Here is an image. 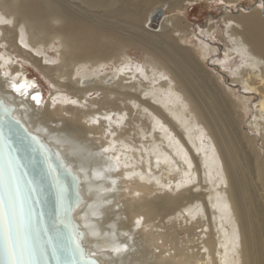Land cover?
Here are the masks:
<instances>
[{"label": "bare ground", "instance_id": "obj_1", "mask_svg": "<svg viewBox=\"0 0 264 264\" xmlns=\"http://www.w3.org/2000/svg\"><path fill=\"white\" fill-rule=\"evenodd\" d=\"M202 1L0 0V93L79 163L80 216L109 264H264V157L243 128L248 99L208 70L213 49L191 43L179 13ZM223 21L225 57L242 60L232 81L259 97L264 146V9ZM17 55L50 79L47 100Z\"/></svg>", "mask_w": 264, "mask_h": 264}, {"label": "water", "instance_id": "obj_2", "mask_svg": "<svg viewBox=\"0 0 264 264\" xmlns=\"http://www.w3.org/2000/svg\"><path fill=\"white\" fill-rule=\"evenodd\" d=\"M165 15L159 7L153 18ZM18 95L27 87H12ZM9 121H13L9 130ZM0 128L19 162V182L24 207L18 227L25 241L24 255H16L3 245L5 226L0 222V264L26 259L34 264H109L94 253L80 213L86 206L87 187L79 163L69 156L68 146L56 144L33 130L23 110L0 93ZM7 207V203L5 205ZM8 226L15 241L17 222L8 215Z\"/></svg>", "mask_w": 264, "mask_h": 264}, {"label": "rangeland", "instance_id": "obj_3", "mask_svg": "<svg viewBox=\"0 0 264 264\" xmlns=\"http://www.w3.org/2000/svg\"><path fill=\"white\" fill-rule=\"evenodd\" d=\"M262 3H264V0H240L237 3H232L230 6H227V3H225L224 1L221 2V0H203L202 2H192L190 4L188 3L186 5V8L179 13L186 16L187 22L193 30V34L191 35V43H193L194 46H197V44L201 42L207 43L209 47L213 49L206 57V59H204V64L206 65L208 70H210L214 74V76L217 74L219 80L223 82L225 86L235 92L236 98L243 97L248 99L249 103L247 104H249V107H247L246 110L243 109V111L245 112V116L242 118L243 128L245 130L248 129L247 131L249 135H251V137L255 139V144L258 145L259 149L261 147V155L262 157H264V146L262 145L261 141V127L259 126L258 121H256L258 118L255 114L258 110V108L255 109V107H257L258 105L259 97L253 91L249 89L246 90L245 84L238 81H232V79L234 78V71L237 69L238 65L241 64L242 60L239 55L225 57V48H230V43L228 40L225 22L223 21L224 15L227 12H231L234 14L239 13L241 10L248 12L256 7H260ZM156 7H161L164 10L165 15L170 14L168 10H166V6L164 4L158 5ZM165 15H163V17ZM211 24L217 25L213 29V31L209 32L208 28ZM187 42L186 44H188ZM47 52L50 55H54V51L51 48L47 49ZM198 54L200 57H202L200 49L198 51ZM130 55L133 60L140 62H143L145 56L141 50H132L130 51ZM17 59L18 63H23L27 68L28 77L35 80L39 84L44 93V98L45 100H47L52 93V83L50 79L46 75H44V73L40 69L36 68L32 64H25L26 59L24 57L17 55ZM111 68L112 64L109 63L107 69L110 71ZM169 76L173 78L172 75L169 74ZM95 93L91 94L90 96L96 97L97 93ZM205 136L210 140V135L208 133H205ZM97 148L98 146L95 149ZM98 181H100V179L97 180V182ZM127 186H131V183L128 182ZM125 188H123V191L128 189V187ZM106 192L107 191H105V194ZM142 237L144 238V235H142ZM140 241L141 239L138 237L136 245L138 247H141L142 249L145 243H142L143 246H141ZM156 251L157 253H159L160 249H157Z\"/></svg>", "mask_w": 264, "mask_h": 264}, {"label": "snow or ice", "instance_id": "obj_4", "mask_svg": "<svg viewBox=\"0 0 264 264\" xmlns=\"http://www.w3.org/2000/svg\"><path fill=\"white\" fill-rule=\"evenodd\" d=\"M222 2V0H221ZM264 9V3L260 5ZM75 103V101H72ZM13 121H9V130H12ZM19 162L13 151L10 150L5 140L4 130L0 128V222L4 223L5 234L3 245L7 244V250L16 255L17 251L24 255L25 241L19 232V217L22 216L24 200L19 182ZM143 179V177H141ZM223 182V181H221ZM7 203V207L5 206ZM12 215L17 222L15 241L12 231L8 226V215ZM119 251V249H116ZM12 264H34L26 259H14Z\"/></svg>", "mask_w": 264, "mask_h": 264}]
</instances>
